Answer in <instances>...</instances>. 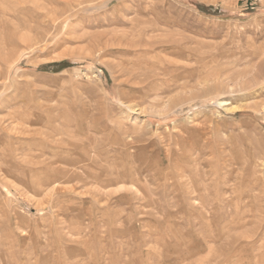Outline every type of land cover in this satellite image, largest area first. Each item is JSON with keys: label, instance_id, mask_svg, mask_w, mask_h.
<instances>
[{"label": "rangeland", "instance_id": "rangeland-1", "mask_svg": "<svg viewBox=\"0 0 264 264\" xmlns=\"http://www.w3.org/2000/svg\"><path fill=\"white\" fill-rule=\"evenodd\" d=\"M0 264H264V0H0Z\"/></svg>", "mask_w": 264, "mask_h": 264}, {"label": "bare ground", "instance_id": "bare-ground-1", "mask_svg": "<svg viewBox=\"0 0 264 264\" xmlns=\"http://www.w3.org/2000/svg\"><path fill=\"white\" fill-rule=\"evenodd\" d=\"M152 35V34H151Z\"/></svg>", "mask_w": 264, "mask_h": 264}]
</instances>
